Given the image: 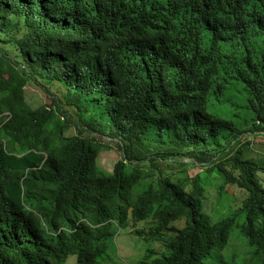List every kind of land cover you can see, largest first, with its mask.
I'll use <instances>...</instances> for the list:
<instances>
[{
  "label": "trees",
  "instance_id": "trees-1",
  "mask_svg": "<svg viewBox=\"0 0 264 264\" xmlns=\"http://www.w3.org/2000/svg\"><path fill=\"white\" fill-rule=\"evenodd\" d=\"M0 42L16 49L0 46V264H97L114 225L149 217L168 253L144 264H237L222 254L234 228L244 264H264V160L232 150L238 123L264 132V0H0ZM232 79L248 95L237 119L211 109ZM31 84L52 102L34 107ZM214 172L247 190L216 222Z\"/></svg>",
  "mask_w": 264,
  "mask_h": 264
},
{
  "label": "rangeland",
  "instance_id": "rangeland-1",
  "mask_svg": "<svg viewBox=\"0 0 264 264\" xmlns=\"http://www.w3.org/2000/svg\"><path fill=\"white\" fill-rule=\"evenodd\" d=\"M0 46H5L13 55L16 54V49L12 45H4L0 42ZM49 88L51 93H61L60 85H49ZM48 96L51 95L35 85L27 86V99L34 107L50 104L52 100ZM247 99V90L243 82L239 79H232L220 95L213 96L211 109L225 118H236L235 113L237 111H240V116L243 117L246 115L243 109ZM64 110L73 113V110L66 105H64ZM238 126L246 131L234 142L232 150L248 142L250 146L245 150V156L264 160V132L252 133L245 122L238 123ZM74 131L72 127L66 134L71 135ZM102 139L105 141L104 138ZM228 153L227 151L222 156ZM121 155V151L114 145L112 149L104 150L100 153L98 165L104 171L111 172L115 162ZM188 161L186 157H179L173 159L171 163L164 161L161 166L165 169L177 170L185 168L182 162ZM187 168L190 176H194L199 172L202 173V166L199 164L187 166ZM202 176L205 179L204 173H202ZM258 177L264 186V171H259ZM205 183H207V191L206 196L202 199V214L214 222L230 216L234 210L242 206L243 199L247 196L246 189L236 184H227L217 172L211 173ZM143 189L144 186L142 185L138 190L141 191ZM156 224L157 220L149 217L137 221L130 218L123 226L114 225V234L106 238V249L104 253L98 256L97 264H144V262H149L163 253H168L164 240L151 233V229ZM171 225L173 227L166 230L165 234L172 235L176 232V229L184 227L186 225L185 218L177 219ZM248 250L249 247L243 240V235L239 233L238 228H234L231 239L222 254L227 260H231L232 256H237V264H244L243 257L247 256L246 252ZM152 251L153 255H151ZM249 259L247 261H251V257ZM214 261L215 259L211 257L210 262ZM66 264H80L77 255H70Z\"/></svg>",
  "mask_w": 264,
  "mask_h": 264
}]
</instances>
